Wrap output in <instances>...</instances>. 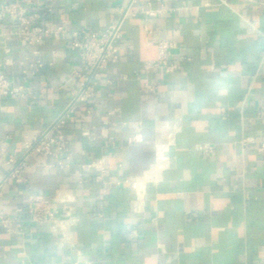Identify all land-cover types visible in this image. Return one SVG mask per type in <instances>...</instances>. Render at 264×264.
I'll return each mask as SVG.
<instances>
[{
	"label": "crops",
	"instance_id": "obj_1",
	"mask_svg": "<svg viewBox=\"0 0 264 264\" xmlns=\"http://www.w3.org/2000/svg\"><path fill=\"white\" fill-rule=\"evenodd\" d=\"M43 1L52 10L40 23L68 32L101 31L128 4ZM146 3L171 11L144 20L139 8ZM129 9L134 15L121 22L118 61L96 80L92 98L74 104L64 129L69 167L45 168L49 159L32 154L24 182L2 184L0 220L11 231L0 224V264H264V0H137ZM12 30L10 20L0 22V62L25 54L17 42L3 52L4 34ZM68 32L37 45L46 65L32 79L14 66L3 69L31 87L27 96L0 98L9 155L22 156L23 137L45 130L76 88ZM157 38L174 42L169 60L178 68L170 73L142 71L157 56L151 43ZM112 108L119 112L107 119L118 124L104 125ZM87 109L92 116L78 119ZM102 134L113 135L114 145ZM168 139L170 165L156 171L155 145ZM203 143L213 152L198 150ZM91 159L102 163L101 179L99 168L82 166ZM6 170L0 165V180ZM54 196L71 198L64 233L16 211L32 198ZM135 205L142 212H133ZM128 229L135 236H125Z\"/></svg>",
	"mask_w": 264,
	"mask_h": 264
},
{
	"label": "built area",
	"instance_id": "obj_2",
	"mask_svg": "<svg viewBox=\"0 0 264 264\" xmlns=\"http://www.w3.org/2000/svg\"><path fill=\"white\" fill-rule=\"evenodd\" d=\"M137 0H128L126 6L119 8L116 20L109 24L101 31H92L86 29H78L67 31L62 25L41 24L40 20L51 12V4L43 0H6L0 6V22L8 19L12 22L13 30L6 33V41L3 46V52L9 54L12 50V43L17 42L25 48V54L17 60H3L0 62V98L14 99L24 97L29 94L30 86L28 84L18 82L14 79H9L4 73L6 66H14L19 73V76L32 79L40 74L44 66L45 60L41 56L37 45L47 40L53 35L60 33H69L68 49L75 54L77 59L76 67L71 71V76L76 79V88L71 92V98L66 104L62 112L56 116L48 126L36 135H25L22 139L23 154L20 157L7 154L5 148V136L0 134V165L7 167V170L0 180V189L2 184L7 180H12L15 183H23V172L28 168L26 160L36 154L49 161L43 163L45 168L66 169L70 165L68 156L69 142L65 136L64 129L74 113V104L78 101H84L92 98L96 87V80L106 70L108 64L118 61V46L117 41L121 37L120 25L124 18L129 15H134L129 9V6ZM143 14V19L154 15H163L171 11L164 6L153 9L148 3L139 8ZM144 30L151 33L152 30L144 25ZM157 47V56L153 60H146L142 65V71L147 72L149 69L160 68L164 73H170L178 68V65L169 60L171 50L174 48V42L170 39L152 40ZM49 64V63H48ZM143 87L147 90H153L145 80ZM33 98L36 96L33 95ZM119 112L118 108H112L106 112L102 123L104 125H117L118 122L109 121L108 116L115 115ZM92 116V110L87 109L84 115L78 116V119ZM75 116H72V118ZM82 134L90 139L93 135L88 130H82ZM108 146L114 145L115 137L113 135L102 134ZM138 140V136L129 138L128 143H133ZM248 141L247 138L242 139V143ZM172 141L168 139L166 142H161L155 145L154 154V169L156 171L166 168L170 165V157L168 149ZM197 149L205 152H213V146L208 143H203L197 146ZM264 147L260 148L263 150ZM83 167H97L100 174L96 178L101 179L104 173L102 163L91 159L89 162L82 165ZM70 196L59 197H35L30 199L24 208H16V211H23L26 214L28 221L33 223H51L52 226L60 232H66L71 226V211L69 205ZM133 212H142L138 205L133 206ZM63 213L64 217L60 218L59 214ZM1 226L6 231H11V226L6 219L0 220ZM135 230L128 229L124 231L125 236L131 238L135 236ZM83 264H91V262H82ZM68 264H80L78 261H72ZM163 264H170L166 260Z\"/></svg>",
	"mask_w": 264,
	"mask_h": 264
}]
</instances>
